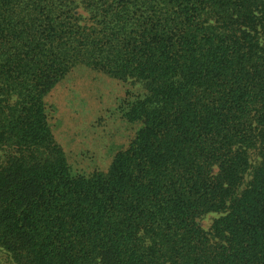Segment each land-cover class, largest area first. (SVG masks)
I'll return each mask as SVG.
<instances>
[{
  "label": "trees",
  "instance_id": "obj_1",
  "mask_svg": "<svg viewBox=\"0 0 264 264\" xmlns=\"http://www.w3.org/2000/svg\"><path fill=\"white\" fill-rule=\"evenodd\" d=\"M76 68L121 89L106 172L54 139ZM0 260L264 264V0H0Z\"/></svg>",
  "mask_w": 264,
  "mask_h": 264
},
{
  "label": "rangeland",
  "instance_id": "obj_2",
  "mask_svg": "<svg viewBox=\"0 0 264 264\" xmlns=\"http://www.w3.org/2000/svg\"><path fill=\"white\" fill-rule=\"evenodd\" d=\"M81 14L84 18V14ZM89 74L91 72L83 73L77 68L74 69L48 95L49 102L57 105V113L50 122L51 128L55 129L54 139L68 157L69 164L80 168L79 171L86 174L108 170L113 156L119 151L121 137L126 127L124 125L121 130L122 125L117 126L118 120L113 118V116L118 117L113 107L114 104L118 106L120 100L118 98L121 97L119 96L121 89L117 87V83L104 74L92 72L97 76L98 81L89 87L87 83L90 80L86 78ZM101 92L104 97L99 96L98 93ZM98 97L103 99L97 107ZM75 111H79L80 115L74 117ZM91 129H96L98 132L88 134V136L79 135L81 131L90 132ZM64 131L72 136H64ZM98 135L102 136V139L94 140ZM216 217L215 214H209L199 220L200 225L207 230ZM1 264L10 263L2 260Z\"/></svg>",
  "mask_w": 264,
  "mask_h": 264
}]
</instances>
